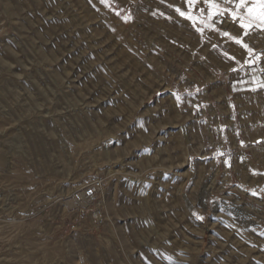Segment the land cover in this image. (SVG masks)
<instances>
[{"label":"rangeland","instance_id":"374dc122","mask_svg":"<svg viewBox=\"0 0 264 264\" xmlns=\"http://www.w3.org/2000/svg\"><path fill=\"white\" fill-rule=\"evenodd\" d=\"M177 8L0 0V264H264V32Z\"/></svg>","mask_w":264,"mask_h":264},{"label":"snow or ice","instance_id":"6c2138e0","mask_svg":"<svg viewBox=\"0 0 264 264\" xmlns=\"http://www.w3.org/2000/svg\"><path fill=\"white\" fill-rule=\"evenodd\" d=\"M101 2L105 3L106 0H101ZM197 2L198 0H187L189 9L191 10ZM204 4L207 6V14L205 16L204 9H201V21L205 24V27H213L212 24L208 23L209 21H213V18L216 16L227 14L233 21L239 22V26L244 29L245 35L252 28L264 30V0H222V3L218 2V0H204ZM224 5H228L229 7H225ZM176 11L181 16L193 20L195 26L196 18L191 15L190 11L186 13L181 11L180 8H177ZM197 31H202V29L197 28ZM221 35L234 40L237 44H241L242 47L248 50L252 60L247 61V63H255L261 59V54H254L253 50L247 44H243L239 38L231 36L228 32H222ZM261 87H264V84Z\"/></svg>","mask_w":264,"mask_h":264},{"label":"built area","instance_id":"2783aa9c","mask_svg":"<svg viewBox=\"0 0 264 264\" xmlns=\"http://www.w3.org/2000/svg\"><path fill=\"white\" fill-rule=\"evenodd\" d=\"M231 19L226 16H216L213 18V23L216 24H222L224 22H230ZM258 54H261V59H264V46L263 48L258 52ZM80 196L83 197V201L85 204H94L97 201H99L104 196V182L101 179H95L92 181L86 188H84L77 196L80 200ZM78 200V201H79ZM82 202V201H81Z\"/></svg>","mask_w":264,"mask_h":264},{"label":"crops","instance_id":"0c3cea01","mask_svg":"<svg viewBox=\"0 0 264 264\" xmlns=\"http://www.w3.org/2000/svg\"><path fill=\"white\" fill-rule=\"evenodd\" d=\"M218 2L222 3V0H218ZM225 7H229L228 5H224ZM201 9H204V15L207 14V6L204 4V0H198V2L191 8L190 12L198 20H201ZM264 32V30H262Z\"/></svg>","mask_w":264,"mask_h":264}]
</instances>
